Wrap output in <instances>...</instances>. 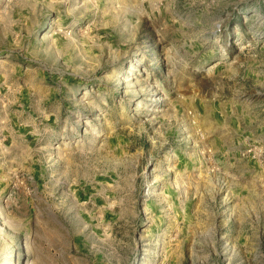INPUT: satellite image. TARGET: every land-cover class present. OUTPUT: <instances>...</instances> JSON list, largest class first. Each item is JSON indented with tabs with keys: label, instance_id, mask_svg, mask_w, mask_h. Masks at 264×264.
Instances as JSON below:
<instances>
[{
	"label": "rangeland",
	"instance_id": "1",
	"mask_svg": "<svg viewBox=\"0 0 264 264\" xmlns=\"http://www.w3.org/2000/svg\"><path fill=\"white\" fill-rule=\"evenodd\" d=\"M29 1L42 17L28 31L17 23L27 6L0 0V65L30 63L29 51L44 45L37 38L76 42L74 64L64 56L34 66L75 75L78 88L24 162L0 146V264H44L29 259L41 239L33 225H72L60 202L108 178L121 191L107 203L121 227L101 240L100 264H264V174L240 189L209 146L227 103L264 120V3L240 20L236 0H193L173 7L172 23L161 6L144 10L135 0ZM220 14L226 20H210ZM210 23L220 34L213 45L205 43ZM155 221L175 228L143 230Z\"/></svg>",
	"mask_w": 264,
	"mask_h": 264
},
{
	"label": "crops",
	"instance_id": "2",
	"mask_svg": "<svg viewBox=\"0 0 264 264\" xmlns=\"http://www.w3.org/2000/svg\"><path fill=\"white\" fill-rule=\"evenodd\" d=\"M191 1L193 0H135V3L144 10L156 6L158 12L161 6L162 13L159 14L161 18L165 22L174 23L176 18L173 7L178 4L190 5ZM132 2L126 4L131 5ZM261 3L264 1L236 0L233 3L238 8L236 18L249 20L252 16H256L257 7ZM20 5L27 6L28 12L26 16L17 18V23L21 29L26 28L29 31L37 26L42 15L38 16L36 4L29 0H20ZM138 10L139 16H142V11ZM68 12L69 14L75 13L73 9ZM225 17L221 14L213 15L210 20L223 21L226 20ZM124 18L125 21L130 22V17L125 15ZM111 19L113 20L114 17L111 16ZM214 27L215 25L210 23L204 31L209 38L206 44H215V40H218L216 38L220 36L214 33ZM18 29V33L22 35L21 29L19 27ZM177 33L181 32L177 31ZM40 40L44 43L41 51L33 53L30 50L28 53L29 57H32V61L30 60L32 63H27L28 60L24 59H14L11 67L0 65V146L11 149L15 159L19 162L25 161L27 149L31 147L35 137L50 133L68 112L71 96L78 88L74 79L75 75L60 74L56 69H39L34 64L42 67V65H47L44 61L54 60L57 63L58 58L64 56L67 57V61L74 64L79 60L81 46L69 41L59 46L56 40L37 38L38 43L41 42ZM29 44L28 41L27 45ZM94 47L99 49L100 45L94 44L92 49ZM17 48L20 49L19 46ZM256 115L254 112H249L247 106L237 111L234 105L229 103L223 105L219 112L221 120L213 128L212 137L209 139V146L215 155L221 158L220 166L226 171L227 178H235L242 190H247L251 186V178L255 176V173L264 174V120H259ZM247 143H257L262 149L263 164L260 167L250 158H243L239 155ZM33 175L35 178L33 184H35L41 175L35 170H33ZM90 189L76 187L72 189L69 202L66 199L60 202L61 213L68 214L70 211L74 220L72 225L56 224L53 226L45 222L33 225L31 230L35 232L32 235L35 234L41 239L32 245L33 252L29 254L30 262L100 264L101 240L108 234L113 237L115 231L121 227L116 221L121 218L120 211L114 205L108 207L107 203L116 202L121 191L109 178L96 181L92 192ZM33 207L36 208V206ZM45 209L48 210L46 207ZM95 211L100 212L98 221H93L91 217ZM108 215H114V220H111ZM188 227L191 230L196 229V225L192 223H189ZM174 228V224L168 227L155 221L146 225L143 230L156 233L161 230V234H166L168 230H174Z\"/></svg>",
	"mask_w": 264,
	"mask_h": 264
},
{
	"label": "built area",
	"instance_id": "3",
	"mask_svg": "<svg viewBox=\"0 0 264 264\" xmlns=\"http://www.w3.org/2000/svg\"><path fill=\"white\" fill-rule=\"evenodd\" d=\"M239 155L243 158H250L258 166L263 164V151L257 143H247Z\"/></svg>",
	"mask_w": 264,
	"mask_h": 264
},
{
	"label": "bare ground",
	"instance_id": "4",
	"mask_svg": "<svg viewBox=\"0 0 264 264\" xmlns=\"http://www.w3.org/2000/svg\"><path fill=\"white\" fill-rule=\"evenodd\" d=\"M137 62H138L137 60H135V61L133 60V61L131 62V64L128 65L127 70H126V73L129 74V75H127L126 77L129 78V79H128L127 81L133 79V78H130L129 76H130V73L133 72V70H134V66L136 65ZM147 194H148V193H147Z\"/></svg>",
	"mask_w": 264,
	"mask_h": 264
}]
</instances>
